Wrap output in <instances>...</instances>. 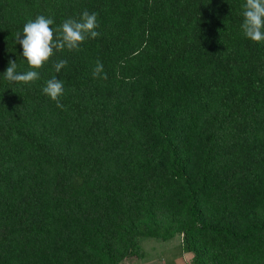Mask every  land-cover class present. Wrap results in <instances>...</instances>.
I'll return each instance as SVG.
<instances>
[{
  "label": "trees",
  "instance_id": "1",
  "mask_svg": "<svg viewBox=\"0 0 264 264\" xmlns=\"http://www.w3.org/2000/svg\"><path fill=\"white\" fill-rule=\"evenodd\" d=\"M244 3L0 0V264H122L177 235L192 264H264V42ZM84 10L97 38L4 78L30 70L28 19Z\"/></svg>",
  "mask_w": 264,
  "mask_h": 264
},
{
  "label": "clouds",
  "instance_id": "2",
  "mask_svg": "<svg viewBox=\"0 0 264 264\" xmlns=\"http://www.w3.org/2000/svg\"><path fill=\"white\" fill-rule=\"evenodd\" d=\"M243 22L241 30L243 35L253 42H264V0H245L242 5ZM54 19L44 15H37L34 19H28L23 25L22 32L15 34V42L22 47V57L30 70L17 71L15 60H9L3 76L9 82L31 83L40 78L39 69L55 55L57 51L67 49L79 50L85 40L97 38L100 34L97 14L84 10L78 19L67 18L58 27L53 28ZM66 59L54 62L53 67L57 73L67 66ZM103 71V65L99 61L93 68V78L99 77ZM106 78V75L104 76ZM43 94L62 107L59 98L64 93L63 82L55 76L45 82L42 88Z\"/></svg>",
  "mask_w": 264,
  "mask_h": 264
},
{
  "label": "rangeland",
  "instance_id": "3",
  "mask_svg": "<svg viewBox=\"0 0 264 264\" xmlns=\"http://www.w3.org/2000/svg\"><path fill=\"white\" fill-rule=\"evenodd\" d=\"M141 245L145 252L143 259L129 258L122 264H192L191 255L180 249L182 236L162 241L154 238H142Z\"/></svg>",
  "mask_w": 264,
  "mask_h": 264
}]
</instances>
